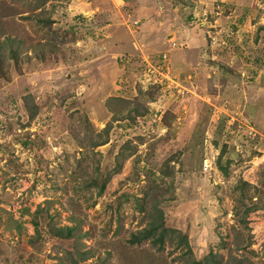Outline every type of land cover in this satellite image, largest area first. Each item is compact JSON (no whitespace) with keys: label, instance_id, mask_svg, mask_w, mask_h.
Masks as SVG:
<instances>
[{"label":"rangeland","instance_id":"rangeland-1","mask_svg":"<svg viewBox=\"0 0 264 264\" xmlns=\"http://www.w3.org/2000/svg\"><path fill=\"white\" fill-rule=\"evenodd\" d=\"M211 251L264 264V0H0V264Z\"/></svg>","mask_w":264,"mask_h":264},{"label":"trees","instance_id":"trees-1","mask_svg":"<svg viewBox=\"0 0 264 264\" xmlns=\"http://www.w3.org/2000/svg\"><path fill=\"white\" fill-rule=\"evenodd\" d=\"M223 171H226L223 168ZM33 224L35 225L36 232L38 231V222L34 221ZM168 228L164 226V223L160 220V215H155L154 220L150 222V226L148 228H144L139 232L132 233L130 242H142L145 239L151 240V242L155 245H158V249L161 250L163 248V244L165 239L168 235H166ZM74 228L72 226H60L56 228L55 235L65 238H70L74 234ZM40 237V233L38 232L37 236L33 237V240H38ZM180 243H184L187 246V252L192 253L191 248L189 247V241L186 234L180 235ZM221 255L216 254L214 252H210L204 258L197 260L193 259L192 257L186 264H220Z\"/></svg>","mask_w":264,"mask_h":264},{"label":"crops","instance_id":"crops-1","mask_svg":"<svg viewBox=\"0 0 264 264\" xmlns=\"http://www.w3.org/2000/svg\"><path fill=\"white\" fill-rule=\"evenodd\" d=\"M190 43H192V42L190 41Z\"/></svg>","mask_w":264,"mask_h":264}]
</instances>
